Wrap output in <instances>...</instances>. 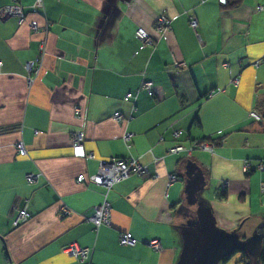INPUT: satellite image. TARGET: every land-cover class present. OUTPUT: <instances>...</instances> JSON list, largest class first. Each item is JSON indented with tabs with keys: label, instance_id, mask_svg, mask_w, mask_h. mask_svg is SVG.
Listing matches in <instances>:
<instances>
[{
	"label": "crops",
	"instance_id": "0c3cea01",
	"mask_svg": "<svg viewBox=\"0 0 264 264\" xmlns=\"http://www.w3.org/2000/svg\"><path fill=\"white\" fill-rule=\"evenodd\" d=\"M18 1L24 21L0 19V264H81L62 249L71 242L90 248V264H193L197 226L240 239L264 234V168L255 169L264 164V62L252 64L264 53V0H43L42 8ZM161 13L171 17L167 41L152 26ZM45 19L46 53L27 87L24 63L37 52ZM138 26L151 33L152 45L140 46ZM237 74L238 83H229ZM142 79L152 81L155 95L138 91L132 110L122 96ZM115 110L131 117L116 122ZM171 122L183 145L209 139L213 150L166 153L176 141ZM74 129H83L92 157L73 155ZM124 130L133 132L130 147ZM18 139L25 155L15 149ZM128 155L156 177L131 174L115 183L107 195L110 225L95 228L84 214L102 201L103 189L76 176L95 173L100 160ZM187 159L204 175L201 215L186 201L184 179L166 183L169 173H184ZM29 173L36 175L32 182ZM223 180L228 187L220 194ZM63 204L68 214L59 212ZM22 207L28 218L13 226ZM121 231L137 243L121 245ZM150 239L159 241V250ZM231 257L215 264H239L241 256L233 263Z\"/></svg>",
	"mask_w": 264,
	"mask_h": 264
},
{
	"label": "rangeland",
	"instance_id": "374dc122",
	"mask_svg": "<svg viewBox=\"0 0 264 264\" xmlns=\"http://www.w3.org/2000/svg\"><path fill=\"white\" fill-rule=\"evenodd\" d=\"M39 1H42L41 3H42V5L40 6V8H42L43 7V0H39ZM220 3H223V4H225L226 3V0H224V1H220V0H218ZM16 2V3H15ZM15 2H14V0H10V2L9 3H7V4H5V5H2V6H0V19H3V18H5V17H7V16H14V17H16V20H17V22L18 23H22L23 21H24V11H23V6L21 5V3L18 1V0H15ZM17 4H20V6L22 7V9H21V11H23V20H21V21H18V17L15 15V14H13L14 13V11H16V7H13V5H17ZM33 7H39V6H37V5H35V0H34V2H33ZM261 7V8H260ZM256 10H261L263 7L261 6V5H256ZM167 17L168 19H169V26H170V28L168 29V31L171 29V17H169V16H167L166 14H163V13H161V14H159V15H157L156 17H155V19H154V21H153V29L155 30V32L156 33H158V31L155 29V26L157 25V22L159 21V19L161 18V17ZM192 17V15H189V20H188V22H189V24H190V26L191 27H193V28H196V26H197V23H196V19H195V25H192L191 24V22H190V18ZM48 24H49V21L47 20V19H45V25H44V27H43V29H44V31H45V35H44V37H42V39H40V41H39V43H38V47H37V52H36V54H35V56L37 55V53H38V48H39V45H40V42H41V40H45V44H44V46H45V52L43 53V55H42V60H41V65H40V67H39V72L38 73H35V71L33 70V69H27L26 68V63L27 62H29V61H32L33 59H34V57L32 58V59H30V60H28V61H25V63H24V69H25V71H26V84H27V87H30L32 84H33V82L38 78V76H39V74H40V71H41V68H42V63H43V58H44V55H45V53H46V44H47V28H48ZM32 25H34L35 27H33ZM29 26H30V28L31 29H33V30H37L38 29V27H37V25L34 23V22H29ZM45 26H46V29H45ZM138 27H141V26H138ZM137 27V28H138ZM136 28V29H137ZM143 28V27H142ZM136 29H135V31H136ZM144 30L152 37V35H151V33L147 30V29H145L144 28ZM135 34V33H134ZM159 34V33H158ZM159 37H161L160 36V34H159ZM135 38L137 39V37H136V35H135ZM162 38V37H161ZM168 38V37H167ZM163 39V38H162ZM137 41H138V39H137ZM152 41L154 42V38L152 37ZM165 41H167V40H165ZM153 42H152V44H153ZM138 43L140 44V46L141 47H144V46H147V45H142V43L141 42H139L138 41ZM152 44H150V45H152ZM150 45H148V46H150ZM260 58V57H259ZM259 58H257V59H255L254 61H258V63H257V65L259 64V63H261V62H264V60H262V59H259ZM254 61H252V64H253V62ZM180 64H182V62L181 61H175L174 62V66H179ZM256 66V65H255ZM234 77H238V74L237 75H233V76H231L229 79H228V82L229 83H231V84H235V83H233V81H232V79L234 78ZM145 81H150V86L149 87H147L146 86V84H145ZM238 81H239V77H238ZM238 83V82H237ZM140 90H145V91H147L150 95H155V91H154V89H153V83H152V81L151 80H148V79H142L141 80V82L139 83V86H138V88L135 90V91H127V92H125L124 94H123V96H122V99L124 100V101H130V104H131V108H132V110H134L135 109V106H136V104H135V100H136V95H137V93H138V91H140ZM209 94H211V93H209ZM76 107H78V111L76 112V110H75V108ZM254 113V114H256L255 116H253V115H251V113ZM74 114H75V116H79L80 115V108H79V106L78 105H76V106H74ZM249 116L250 117H252V118H254V119H256V120H259L260 118H261V114L260 113H258V112H256L255 110H250L249 111ZM259 116V117H258ZM111 117H112V119L114 120V121H116V122H121L122 120H124V119H129L131 116H128V117H125L124 115H123V113L121 112V111H119V110H115V111H113V113L111 114ZM258 117V118H257ZM172 124H173V122H171L170 124H169V127H171L172 128V130H171V134H172V136H173V138L176 140L175 141V143H173L171 146H169L167 149H166V153H178V152H181V151H183V152H185L186 154H191V152L193 151V150H195V149H199V148H191V151H189L188 150V147L190 146V145H192L193 143H198L199 142V144H206L207 146H210V147H214V145H215V142L214 141H212V140H209V139H191V141H190V143H189V145L188 146H185V145H183L181 142H179V138H180V136H181V134H182V131H181V129H179V128H175V127H172ZM3 130H4V128L0 125V135H1V133L3 132ZM130 135L131 134V136H130V140H129V142H127L126 141V139H124L127 135ZM132 136H133V132L132 131H129V130H124L123 131V133H122V139H123V141H124V143H125V145L127 146V147H130V145H131V138H132ZM69 138H70V144H71V148H72V153H73V155H75V156H79V157H92V153L91 152H89V151H86L85 149H84V147H83V140H84V131H83V129H74V130H72L71 132H70V134H69ZM130 144L129 146L127 145V144ZM21 145H22V148H24V153H21L20 152V148H21ZM175 145H181L182 147H184L183 149H178V150H176L175 152H171L172 150H171V148H173V146H175ZM19 146H20V148H19ZM15 149H16V151H17V153L18 154H20V155H25L26 153H27V150H26V147H25V145H24V142L21 140V139H18L16 142H15ZM201 150H206V149H201ZM189 151V152H188ZM130 158V157H132V159H134L136 162H138V163H140V164H142V165H145L146 166V168H147V171L145 172V173H137V172H130L129 174H128V176L129 175H131V174H136V175H139V176H148V177H151V178H155L156 177V174L155 173H152L151 171H150V167L147 165V164H144V163H141L136 157H134V156H131V155H128V156H113V157H110V158H108V159H106V160H100L99 162H98V164L101 162V161H109L111 158H118V159H120V158ZM161 157H154L153 158V161L154 162H157L159 159H160ZM188 160V159H187ZM186 164V163H185ZM263 168H264V164H263V162H257L256 163V165H255V169H257V170H263ZM97 169H98V167H97ZM241 169H242V171L244 172V173H248L249 171H251V165H250V161H249V159H244L243 161H242V164H241ZM97 171V170H96ZM184 171H185V165H184ZM113 173H115V172H113ZM30 174V173H29ZM29 174H27V175H29ZM79 174H83V173H79ZM78 174V175H79ZM116 174V173H115ZM27 175H26V178H27ZM78 175L76 176V180H77V177H78ZM83 175H85V174H83ZM90 175H92V174H89L88 176H85V178L86 179H88L89 180V177H90ZM127 177V176H126ZM125 177V178H126ZM170 177H175L173 180L170 178ZM185 178H186V175H185V173H183V174H180V173H177V172H172V173H169L168 175H167V181H166V183H167V185L168 184H170V183H172V182H174V181H176L177 179H184L185 180ZM122 179H124V178H121V179H119V180H117V181H113L112 183H108V184H106V183H104V184H96L95 182H93L92 180H89L91 183H93V184H95V185H97V186H100V187H102V189H103V192H102V201L99 203V204H97V205H95V206H93V208H92V210H91V212L90 213H88V214H84V218L85 219H87V217L88 216H91L94 212H95V210H96V208H98L100 205H102V204H105V202H107L108 204H109V206H110V202L108 201V198H107V195H108V193H109V191L111 190V188H112V186L115 184V183H117L118 181H120V180H122ZM85 180V179H84ZM84 180H82V181H84ZM81 181V182H82ZM205 181V180H204ZM29 182V181H28ZM77 182H80V181H78L77 180ZM227 187H228V181L227 180H223V181H221L220 182V184L218 185V187L216 188V190L218 191V193H224L225 191H226V189H227ZM260 189L263 191L264 190V184L263 183H261V185H260ZM202 191L203 190H201V191H199V193L197 192V194H196V197H197V199H198V196L199 197H201L202 196ZM196 199V201L193 203V204H190V205H194V209L195 210H197L196 211V213L198 214L199 212H200V209H199V205H200V201H198ZM188 203V202H187ZM61 207H62V205H61ZM61 207H60V209H59V212L61 213V214H68L69 212L67 211V213H63V212H61ZM23 208V207H22ZM68 208V207H67ZM21 209V208H20ZM25 209H26V207H25ZM69 209V208H68ZM110 209H111V206H110ZM110 209H109V217H110ZM200 215H201V213H199ZM17 217V214H16V216H15V218ZM27 218H28V213H27ZM27 220V219H26ZM25 220V221H26ZM25 221H23V222H25ZM110 221H111V217H110ZM110 221L108 222V223H100L97 227H96V225L95 224H93L92 222V224H93V226L95 227V228H98L100 225H110ZM23 222H18L17 224H12L13 226H16V225H19L20 223H23ZM198 224V223H197ZM215 231H221L220 229H214ZM123 232H128V231H121V232H119L118 233V241H119V235L121 234V233H123ZM130 233V232H129ZM231 233H233V232H231ZM131 234V233H130ZM131 236H132V234H131ZM133 237V236H132ZM248 237V236H247ZM134 239H135V243L133 244V245H135L136 243H137V239L135 238V237H133ZM246 238V237H245ZM152 241H154V239H150V240H148V241H146V243L149 245V246H151V247H153V249H155V250H159L160 249V247H161V245H160V243H159V241L158 240H155V241H158V243H156V245L155 244H152L151 242ZM261 242H262V240H261ZM69 247L70 246H80V245H78V244H76L75 242H71V243H69V244H67ZM66 246V245H65ZM128 246V245H127ZM132 246V245H131ZM81 247V246H80ZM83 247H86V246H83ZM261 247V246H260ZM89 248V247H88ZM90 249V248H89ZM234 249H236L235 251H233V253L231 254L232 256H234L232 259H231V261H230V263H233L235 260V258H236V256H241L242 257V253H243V251H245L248 255H249V253L247 252V250L246 249H238V248H232V249H229V250H227V251H224V252H222L221 254L223 255V253H227V252H230V251H232V250H234ZM235 252V253H234ZM91 253V252H90ZM222 255L220 256V258L222 257ZM255 256V255H254ZM258 256V255H257ZM256 257V256H255ZM89 258H90V255H89ZM219 259V258H218ZM217 259V260H218ZM248 260V263L247 264H249V261H257V262H259L258 260H254V258H252V260H251V256L249 255L248 256V258H247ZM90 260V259H89ZM88 260V261H89ZM260 263V262H259ZM82 264V263H81ZM89 264H90V262H89Z\"/></svg>",
	"mask_w": 264,
	"mask_h": 264
},
{
	"label": "built area",
	"instance_id": "2783aa9c",
	"mask_svg": "<svg viewBox=\"0 0 264 264\" xmlns=\"http://www.w3.org/2000/svg\"><path fill=\"white\" fill-rule=\"evenodd\" d=\"M224 1V0H220ZM15 2V0H14ZM42 1L35 0V5L41 6ZM16 3V2H15ZM13 7H16V11H14L13 14H15L18 17V21L23 20V11H21L22 7L20 4L13 5ZM261 8V7H260ZM190 22L192 25H195V19L192 16L190 18ZM35 27L34 25H32ZM170 28L169 26V19L167 17H161L159 21L157 22V25L155 26V29L158 31L160 36L164 39L167 40V32L168 29ZM46 29V26H45ZM135 35L138 39L139 42L142 43V45H150L152 44V37L144 30L142 27H138L135 31ZM45 40H41L39 48H38V53L34 57L32 61H29L26 63V68L27 69H33L35 73L39 72V67L41 65V60H42V55L45 52ZM259 59L264 60V53L261 55ZM258 61H254L253 65H257ZM233 83L237 84L238 82V77H234L232 79ZM145 84L147 87L150 86V81H145ZM76 112L79 110L78 107L75 108ZM251 113V112H250ZM251 115L255 116L256 114L251 113ZM259 117V116H258ZM257 117V118H258ZM131 134L127 135L124 139H126L127 142L130 140ZM128 146L130 145L129 143L127 144ZM199 148V149H206L208 151H212L213 147L207 146L206 144H199L198 143H193L188 147V150L191 151V148ZM20 148V146H19ZM181 145H175L173 148H171V152H175L178 149H183ZM188 151V152H189ZM20 152L24 153V148H20ZM147 171V168L145 165H142L138 162H136L132 157L130 158H111L108 162L107 161H101L98 164V169L95 173L90 175L89 180H92L96 184H108L112 183L113 181H117L121 178H125L128 176L130 172H137V173H145ZM115 172V173H113ZM36 178V175L29 174L27 175V181L32 182ZM172 180L175 177H170ZM85 179V175L79 174L77 177L78 181H82ZM109 209L110 206L107 202L105 204L100 205L98 208H96L95 212L87 217V220L92 222L93 224L96 225V227L100 223H108L110 221L109 217ZM69 209L65 204L62 205L61 207V212L67 213ZM69 212V211H68ZM27 219V211L25 207L18 209L17 210V217L12 220V224H17L18 222H23ZM119 243L121 245H133L135 243V239L131 236L129 232H123L119 235ZM152 244L158 243V241H152ZM64 251L74 255L82 264H89V255H90V249L88 247H83V246H64L63 247Z\"/></svg>",
	"mask_w": 264,
	"mask_h": 264
},
{
	"label": "water",
	"instance_id": "95a60500",
	"mask_svg": "<svg viewBox=\"0 0 264 264\" xmlns=\"http://www.w3.org/2000/svg\"><path fill=\"white\" fill-rule=\"evenodd\" d=\"M184 173L185 198L192 204L197 199V192L204 186V175L200 167L190 159L186 161ZM194 234L199 239V245L194 254L193 264H215L222 252L232 248L246 249L249 255L257 256L264 237V234L254 233L240 239L233 233L209 230L204 226H197Z\"/></svg>",
	"mask_w": 264,
	"mask_h": 264
},
{
	"label": "trees",
	"instance_id": "16d2710c",
	"mask_svg": "<svg viewBox=\"0 0 264 264\" xmlns=\"http://www.w3.org/2000/svg\"><path fill=\"white\" fill-rule=\"evenodd\" d=\"M196 118V117H195ZM204 140V139H203ZM207 140V139H206ZM218 141L219 140H221V137H218V139H217ZM213 141V140H212ZM236 249H234V250H232V251H230V252H225V253H223V255H222V257H221V261L222 262H226L229 258H230V256H231V254L233 253V251H235ZM248 254L245 252V251H243V253H242V257L237 261V263H239V264H247L248 263ZM256 259L261 263V264H264V237H263V239H262V242H261V247H260V252H259V254H258V256H256Z\"/></svg>",
	"mask_w": 264,
	"mask_h": 264
},
{
	"label": "bare ground",
	"instance_id": "6f19581e",
	"mask_svg": "<svg viewBox=\"0 0 264 264\" xmlns=\"http://www.w3.org/2000/svg\"><path fill=\"white\" fill-rule=\"evenodd\" d=\"M213 150V149H212ZM86 179V178H85ZM179 180H181V179H177L176 181H179ZM63 249V248H62ZM64 250V249H63ZM66 252V251H65Z\"/></svg>",
	"mask_w": 264,
	"mask_h": 264
}]
</instances>
